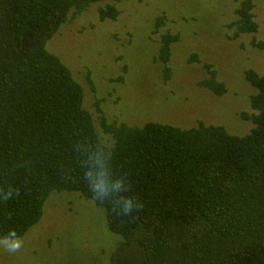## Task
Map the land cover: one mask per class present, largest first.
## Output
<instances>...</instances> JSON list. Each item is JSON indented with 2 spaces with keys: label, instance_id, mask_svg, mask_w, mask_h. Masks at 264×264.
I'll use <instances>...</instances> for the list:
<instances>
[{
  "label": "trees",
  "instance_id": "trees-1",
  "mask_svg": "<svg viewBox=\"0 0 264 264\" xmlns=\"http://www.w3.org/2000/svg\"><path fill=\"white\" fill-rule=\"evenodd\" d=\"M97 1L100 19L117 17L120 0H0V239L22 237L49 194L66 191L102 208L116 238L105 264H264V73L244 71L254 89L240 114L252 122L246 134L102 119L107 143L83 86L46 48L70 13ZM252 8H235L234 36L257 31ZM178 36L160 39L165 77ZM199 85L226 92L211 68Z\"/></svg>",
  "mask_w": 264,
  "mask_h": 264
},
{
  "label": "rangeland",
  "instance_id": "rangeland-1",
  "mask_svg": "<svg viewBox=\"0 0 264 264\" xmlns=\"http://www.w3.org/2000/svg\"><path fill=\"white\" fill-rule=\"evenodd\" d=\"M240 1L120 0L117 17L103 20L98 9L106 2L97 1L70 13L46 48L83 86V106L103 137L102 119L182 128L219 124L243 135L252 122L240 114L250 113L254 92L244 71L264 73V47L252 43L264 42V0H251L257 31L234 36L229 24ZM164 33L179 35L170 45L169 77L157 59ZM209 68L225 84L223 95L199 85ZM101 210L78 193L51 192L41 218L22 237L0 239V264H105L116 238ZM17 240L21 247L8 251Z\"/></svg>",
  "mask_w": 264,
  "mask_h": 264
},
{
  "label": "clouds",
  "instance_id": "clouds-1",
  "mask_svg": "<svg viewBox=\"0 0 264 264\" xmlns=\"http://www.w3.org/2000/svg\"><path fill=\"white\" fill-rule=\"evenodd\" d=\"M133 208V203L131 199H126L123 205V209L125 212L130 211ZM13 235H15V232H11ZM21 247V241L17 240L16 242H14V244L12 245L11 249L8 250L10 252H14L17 251L19 248Z\"/></svg>",
  "mask_w": 264,
  "mask_h": 264
}]
</instances>
